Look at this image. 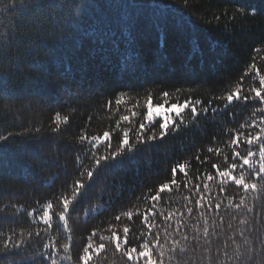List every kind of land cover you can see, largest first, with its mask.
<instances>
[{"label": "trees", "instance_id": "1", "mask_svg": "<svg viewBox=\"0 0 264 264\" xmlns=\"http://www.w3.org/2000/svg\"><path fill=\"white\" fill-rule=\"evenodd\" d=\"M257 72L264 75V0H0V136L9 137L0 142V264H83L89 238L94 247L106 245L89 264H136L124 251H139L155 235L163 248L154 257L162 250L163 264H264V178L238 166L232 174L243 172L257 190L228 181L221 191L212 167L241 164L234 150L242 156L251 150V162L259 160V142L245 141L264 127V113L256 111L264 104L226 100L237 86L254 96ZM149 95L153 104L201 103L197 115L191 105L181 114L183 123L175 117L178 131L170 127L161 139L156 124L137 143ZM57 114L60 130L53 132ZM124 115L130 122L121 121ZM124 129L133 151L98 168L95 157L115 151ZM105 131L111 148L80 140ZM153 132L157 138L147 141ZM237 137L238 147L231 143ZM76 181L84 187L69 205L66 231L59 199L71 198ZM164 183L170 190L151 199ZM48 202L51 229L39 219ZM129 210L132 220L122 215ZM113 232L121 237L119 251L100 240ZM173 241H179L175 252Z\"/></svg>", "mask_w": 264, "mask_h": 264}, {"label": "snow or ice", "instance_id": "2", "mask_svg": "<svg viewBox=\"0 0 264 264\" xmlns=\"http://www.w3.org/2000/svg\"><path fill=\"white\" fill-rule=\"evenodd\" d=\"M187 3V0H186ZM245 10L244 6L241 5L239 11L243 13ZM255 14V13H253ZM251 67L255 68V65H252ZM257 75L259 76V87H252L250 91L252 93H255L254 96H249V95H242V89L240 86H237L234 92H231L227 95L226 100L228 104H231L233 100H243L245 103H247L249 100H254L259 102V104H264V75H259V72H257ZM162 96L164 98L169 97L168 92H163ZM123 102V96L118 98L115 103L117 106H120L121 103ZM201 103L200 100H196L194 103L191 100H185L183 104L180 103H171L170 105L168 104L167 99H165L164 103H156L153 104L152 97L149 95L147 99V111L144 115L143 120L139 124V128L136 132V137H137V143H145V133L150 131L153 125L158 124V129L160 131V138L163 139L165 135L168 134V131L170 127L172 128L173 131H178L179 130V125L177 124L176 120L173 119V114H175L176 117H181V113L184 112L185 109L189 108L191 105V113L193 116L197 115V108L196 105H199ZM111 104V102H109ZM135 107V105L133 106ZM227 107V105H225ZM132 113V116H136L137 113L135 111H132V109H128ZM204 112L208 111V108L205 107L203 109ZM256 111L264 113V107L257 108ZM61 121V117L59 114H57L55 118V123L56 127L52 129L53 132H58L59 129V122ZM121 121L125 122H130L129 116L124 115L121 117ZM63 122L67 123L68 118L64 117ZM180 123H183V118H180ZM261 124H264V118L261 119ZM117 127H120V122H117ZM129 129H124L123 134H122V139L120 140L119 147L113 151L110 152L108 155H103L99 157H95V164L99 168L101 166V162L103 161L105 165H107L109 160L115 161L117 157L121 156V154L124 152L125 149L129 153H131L134 149V145L130 143V138H129ZM11 133H9V136ZM261 136H264V127L260 128V132L256 135H249L246 138V143L248 145H252L253 143L259 142V160L256 162H251V158L256 155L255 152L249 150L246 155L242 156L239 152L234 150V159L236 157H239V159L242 161L241 164L237 165V163H232L228 165V167L224 170H220V168L213 164L212 167L216 169V176L222 178L221 179V191H224L223 184L227 183L228 181H232L235 183L237 186H242L245 192H248L249 190L255 192L257 190V184L256 183H249L246 181L245 174L241 172L239 176H235L232 173L236 170V168L239 166L240 168H243L245 165H247L249 168H251L254 172V174L259 177V178H264V141L261 140ZM157 137L155 135V132H153L151 135L147 136V141H153ZM9 139L8 136H0V142L7 141ZM85 139H88L89 143H92L95 141V143H92V147L96 148L98 147L99 144L105 143L106 148H111V140L112 136L108 131H105L102 136H93L90 139L84 136L80 137L81 142H83ZM232 144H236L237 147L239 146L238 144V137L232 139L231 141ZM209 152L213 151L212 148L208 149ZM93 156H95V153H93ZM199 159V157H197ZM256 164H258V171L256 170ZM179 171L181 173H184L187 175L185 172L184 165H178ZM177 167H174L172 169L173 173V179L171 181L172 184H177L176 180V173H177ZM87 177L91 180L93 177V170L87 171ZM207 180H213L214 177L212 174H208L206 177ZM76 186L72 191L71 198L68 196H62L59 199V203L62 205V211H59L57 213L59 217V222H61L64 226V229L67 231L68 229V220H67V214L69 212V205L72 204L74 200L81 194L80 190L84 187V185L80 181L75 182ZM207 187V185H205ZM165 190H170L169 189V184L164 183L159 186V189L157 193L151 197L153 200H159L160 193H163ZM203 199V198H201ZM197 205H200V200L196 201ZM244 200L242 199L240 204H243ZM240 205H237L236 207H239ZM216 208H219L220 205L216 204ZM53 209V204L51 202H48L46 205H44V210L42 215L39 217L40 221L47 225L48 229H51L53 226V217L51 210ZM35 211V210H33ZM150 211V210H149ZM251 211V209H249ZM189 212H191V209H189ZM137 214H139L137 212ZM29 215H32L30 212ZM123 216H126L128 220L133 219V211L129 210L127 212L122 213ZM172 215V214H170ZM169 217H166L165 219H168ZM121 216L117 215L116 220H120ZM142 222L148 223L149 222V217L148 215L143 216ZM241 223H244V221H241ZM152 227L155 225L152 224ZM47 230V229H46ZM151 231V227L149 228V232ZM123 233H124V239L123 243L127 245L129 243L127 237L129 233V228L125 226L123 228ZM37 236L40 235L39 232L36 233ZM96 233L93 232L92 236H95ZM145 234L142 232L141 236H144ZM204 235H208L207 228L204 230ZM139 238V237H138ZM11 238H9L10 240ZM183 239L187 240L188 237L184 236ZM90 242L88 243L87 247L83 249L84 254L79 257V260L83 261V264H89V261L93 258V254L99 256V254L105 249L106 245L104 243H99L95 247L93 246V243L91 242V238H89ZM101 241L108 240L109 242H115L116 243V250L119 251L121 250V244L120 240L121 237L116 233L113 232L111 237H100ZM69 243H64L62 245L63 250L65 253L69 251L70 247V241H71V236L68 237ZM245 243H247V240H245ZM151 244V246H150ZM160 246L162 249L163 246L160 245V237L159 235H155L151 241L145 240L143 243L139 245V251L136 247H129L124 251V255L128 258L130 261H135L136 264H139V261L143 260L144 264H163V256L164 252L161 250L159 252V258L154 257V249L157 248V246ZM179 245V241H173L172 242V247L170 249L171 252H175L176 247ZM15 247L19 248L20 245L16 244L14 245ZM9 245L6 243L4 245V248L7 249ZM47 247V245H46ZM53 255H55V246L53 245ZM91 249V251H89ZM185 249L183 247L180 248V252L183 253ZM135 254V255H134ZM70 258V257H69ZM170 260L175 259L174 256L169 257ZM52 264H56V260H52ZM179 264V262H178Z\"/></svg>", "mask_w": 264, "mask_h": 264}, {"label": "rangeland", "instance_id": "3", "mask_svg": "<svg viewBox=\"0 0 264 264\" xmlns=\"http://www.w3.org/2000/svg\"><path fill=\"white\" fill-rule=\"evenodd\" d=\"M185 110H186V109H185ZM185 110H184V111H185ZM182 113H183V112H182ZM182 113H181V114H182ZM175 117H176L175 114H173V119H175Z\"/></svg>", "mask_w": 264, "mask_h": 264}]
</instances>
